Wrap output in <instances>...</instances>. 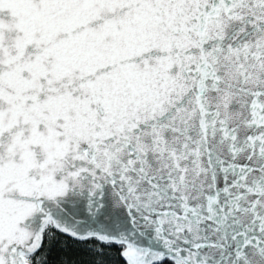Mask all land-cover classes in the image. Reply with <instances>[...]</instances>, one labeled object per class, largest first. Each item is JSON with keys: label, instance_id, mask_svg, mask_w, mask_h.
<instances>
[{"label": "snow or ice", "instance_id": "obj_1", "mask_svg": "<svg viewBox=\"0 0 264 264\" xmlns=\"http://www.w3.org/2000/svg\"><path fill=\"white\" fill-rule=\"evenodd\" d=\"M0 264H264V0H0Z\"/></svg>", "mask_w": 264, "mask_h": 264}]
</instances>
